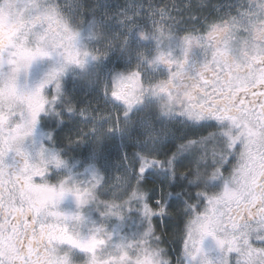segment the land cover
Here are the masks:
<instances>
[{
  "label": "snow or ice",
  "instance_id": "6c2138e0",
  "mask_svg": "<svg viewBox=\"0 0 264 264\" xmlns=\"http://www.w3.org/2000/svg\"><path fill=\"white\" fill-rule=\"evenodd\" d=\"M208 6L129 0L113 25L82 0H0V264H173V242L177 264H264V0ZM117 54L127 69L101 74ZM76 82L104 106L77 107ZM65 114L93 146L82 174L41 130ZM133 133L109 181L107 147ZM133 203L146 224L120 235Z\"/></svg>",
  "mask_w": 264,
  "mask_h": 264
},
{
  "label": "rangeland",
  "instance_id": "374dc122",
  "mask_svg": "<svg viewBox=\"0 0 264 264\" xmlns=\"http://www.w3.org/2000/svg\"><path fill=\"white\" fill-rule=\"evenodd\" d=\"M93 3L97 4V14L98 15H104L107 14L109 17L112 18V23L115 25V17L123 10H130L128 7L129 0L125 1H117V0H89ZM210 1V3H209ZM83 5L88 8L87 4L85 3V0H82ZM140 0H132V3H138ZM145 3H147V0H144ZM190 2V0H175V3L177 5H186ZM192 3H196L197 0H191ZM213 0H208L209 6L205 10L204 14L206 15L207 11L212 10L213 8L216 7L215 4H213ZM172 0H164L163 4H171ZM220 8L222 9L221 5L217 4ZM159 6V5H158ZM218 8V9H219ZM100 13V14H99ZM173 15L176 16L177 12L173 11ZM142 22V21H141ZM114 59H121L119 58L118 54L116 56H112ZM110 57V59L112 58ZM114 59L111 61L114 64ZM112 65V64H111ZM110 65V66H111ZM103 67V66H102ZM111 70V69H109ZM73 92V90L70 88V94ZM99 93V92H98ZM97 93V94H98ZM97 99L101 100L102 96L98 97ZM56 122H58V127L57 129H54L52 126L56 125ZM48 124V125H47ZM43 125H47L46 127H50L49 133L51 134V139L53 142L57 143L56 141H59V138L56 136L57 133L60 131V128L63 129V122L62 121H53L50 119L44 120ZM63 131V130H62ZM60 135V134H59ZM51 140V142H52ZM117 141L116 147L115 148H109V145L107 147V151L105 152V162H104V167L106 169V172L108 174L109 181L111 180V177L114 173H117L118 171L122 170L124 167V163H126L123 158L126 154L125 151V141L121 143L118 139L115 140ZM52 142V143H53ZM57 144H54V146ZM79 149V150H78ZM75 153L66 154L65 152L64 157L67 161L70 162L71 165L74 166L76 172L82 174L84 166L89 162L90 158L93 155V146L92 144L87 140L83 144V147H78ZM107 191V188L105 189ZM159 195V192H157ZM64 206L62 207L64 210H71L74 205L71 199H68L63 202ZM154 221L158 220L159 217H153L152 218ZM146 222L143 216L142 209L140 208L139 205L136 203H133L131 205V208L126 211L125 213V218L123 221H120L119 219L114 218L112 221H110V226L112 227H117L118 229V234L120 235H134L138 231L142 229L143 226H145ZM170 249V256L173 260V264H177V258L180 257L182 254L179 250V245L178 242H173L170 243L169 245Z\"/></svg>",
  "mask_w": 264,
  "mask_h": 264
},
{
  "label": "flooded vegetation",
  "instance_id": "af4514ba",
  "mask_svg": "<svg viewBox=\"0 0 264 264\" xmlns=\"http://www.w3.org/2000/svg\"><path fill=\"white\" fill-rule=\"evenodd\" d=\"M236 3H237V0H223L221 3H219V5H221L222 7L221 10L219 7H217L218 5H216L215 8H213L210 11H207L206 15L215 16L217 14V11L223 13V12L234 10ZM171 50L174 56L180 57L183 54L182 49L178 46V42H174ZM111 62L112 61L109 58L108 61L103 65V67L100 68L101 74L105 72H112V71H125L127 69V62L125 60H117L112 65H111ZM203 62H204L203 50L197 47H193L188 53L187 65H186L187 74L195 75L199 71ZM159 71L161 75L167 74V70L163 67H161ZM69 87L73 90V92H71L70 95L72 96L77 107L88 106V105H91V106L100 105L101 107L104 106L103 98L101 100L97 99L98 97H100V94L98 93L99 92L98 89H93V90L86 89L82 86L80 82H76L70 85ZM44 120H46V118L42 119L41 121V130L49 134L48 138L51 142L52 140L51 134L49 133L50 127L49 126L46 127L45 125H43ZM62 122H63V129L60 130L61 139L59 138V141H56L57 143L53 142L52 140L53 143L52 142L51 143L53 145L57 144L55 146L58 149H60L63 153L65 152L66 154L71 155L72 153L76 152L78 147H81V146L83 147V144L85 143V141H87L85 140L82 143H75L77 144L76 147L75 145H73L74 143L73 144L71 143L72 145L68 143V138L72 137L73 139H75L77 130L81 127H84V123L83 121H81V119L78 116H68L67 114H65V118L62 120ZM65 134H69V137L65 136ZM135 136H136V133H133L132 136L126 139L124 142L126 154L129 160L133 158L135 151H137ZM116 144H117V141H113L111 144H109V148H115ZM134 148H135V151H134ZM6 162L10 163V161H6ZM63 206L64 204L62 203L61 207Z\"/></svg>",
  "mask_w": 264,
  "mask_h": 264
},
{
  "label": "trees",
  "instance_id": "16d2710c",
  "mask_svg": "<svg viewBox=\"0 0 264 264\" xmlns=\"http://www.w3.org/2000/svg\"><path fill=\"white\" fill-rule=\"evenodd\" d=\"M117 1H121V0H117ZM122 1H125V0H122ZM163 1L164 0H152V3L153 4H155V5H162V3H163ZM214 2H213V4H215V5H217V4H219V3H221L223 0H213ZM85 3L87 4V6H88V8L89 9H91V8H93V6H96V8H97V4L96 3H93V2H91V1H89V0H85ZM209 3H210V1H209ZM100 14V13H99ZM98 15V14H97ZM112 59H114L113 57L111 58V60ZM117 60H123V59H114V63L117 61ZM111 64H113V62H111ZM54 129H57V127H58V122H56V125H54V126H52ZM62 128V127H61ZM61 128H60V130H61ZM74 132V131H73ZM60 135L58 136V138H60V136H61V133H60V131L58 132ZM57 136V135H56ZM65 136H68L69 137V134H65ZM61 139V138H60ZM60 143H62V142H60ZM73 144V143H72ZM71 144V145H72ZM73 145H75V147L77 146V144H73ZM126 151V150H125ZM134 151H135V148H134ZM136 152V151H135ZM158 194V193H157Z\"/></svg>",
  "mask_w": 264,
  "mask_h": 264
}]
</instances>
